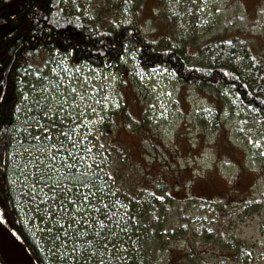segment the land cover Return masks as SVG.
Segmentation results:
<instances>
[{
    "label": "rangeland",
    "instance_id": "obj_1",
    "mask_svg": "<svg viewBox=\"0 0 264 264\" xmlns=\"http://www.w3.org/2000/svg\"><path fill=\"white\" fill-rule=\"evenodd\" d=\"M65 1L72 6L78 2L88 19L107 27L133 21L157 47L187 48L192 60L206 61L209 51L202 44L222 32L225 37L244 38L264 61V0ZM47 67L50 77L43 74L41 84L28 83L29 89L47 90L50 102L57 97L52 107L61 105L64 111L52 120L51 129L59 130L73 147L90 140V148L99 149L109 164L114 190L124 186L132 190L147 173L145 167H153V175L165 166L167 181L157 178V184L175 201L160 211L166 228L177 234L166 236L164 243L171 252L166 255L164 248L155 264L176 261L184 251L189 253L186 264H238L219 258L222 254H207L209 242L224 243L231 236L245 247L242 259L264 264V118L230 102V93L222 87L178 82L163 66L147 71L132 55L106 70L72 64L63 54ZM110 129L115 139L110 138ZM48 131L45 137L46 129L31 136L24 131L27 143L38 147L27 150L29 154L19 152L20 163L62 157L50 152L51 145L61 141ZM47 167L51 166L46 164L39 172ZM188 186L189 200L178 202ZM0 219L4 220L1 208Z\"/></svg>",
    "mask_w": 264,
    "mask_h": 264
},
{
    "label": "trees",
    "instance_id": "obj_2",
    "mask_svg": "<svg viewBox=\"0 0 264 264\" xmlns=\"http://www.w3.org/2000/svg\"><path fill=\"white\" fill-rule=\"evenodd\" d=\"M79 7L78 2L72 6V2L65 0H0L2 222L20 239L37 264H155V258L164 248L166 255L171 252V246L164 243L166 236L177 234L174 228H166L167 222L160 211L167 203L175 201L168 194L169 190L157 184V178L167 181L165 166L153 175L150 174L153 167H145L147 173L138 178L132 190L126 186L114 190L116 181L114 175L109 174V164L101 151L92 150L88 139L85 144L77 142L75 147L67 144L59 130L51 129L52 120L61 115L58 111L61 105L58 109L52 107L57 97L53 93L54 101L50 102L47 90L34 93L28 83L39 85L44 75L50 77L47 63L62 54L68 56L72 64L101 70L111 69L126 55H132L135 63L147 71L163 66L178 82L222 87L230 93V102L234 100L241 110L264 118V61L251 51L244 38L234 34L225 37L222 32L213 35L206 46L202 44V49L209 51L206 61L192 60L187 48L157 47L133 21L107 27L88 19ZM39 100L42 101L37 105ZM44 129L43 137L50 130L52 137L61 141H55V148L51 145L50 152L62 157L45 163L28 160V163H20L19 152L29 154L27 150L34 152L38 147L27 143L25 132L30 136L31 133L38 135ZM102 131L98 133L105 136ZM114 133L110 138L115 139ZM90 137L94 138V133ZM26 145L31 146L30 149ZM46 164L51 166L46 168L51 171L41 175L39 170ZM77 181L83 184L78 197L91 194L89 201L77 207L66 203L59 193L52 195L50 191L57 186L74 191ZM175 182V186H179L177 180ZM164 185L168 187L166 182ZM186 196H191L189 186L178 202L189 200ZM44 197H48L47 201ZM89 204L99 211L89 216ZM80 207L86 211L81 213ZM229 240L220 244L209 242L208 256L217 253L222 254L219 258L225 261L248 264L242 259L246 251L243 243L237 242L234 236ZM88 241H92L91 246ZM188 254L184 251L181 258L168 262L186 264ZM0 264H4L1 259Z\"/></svg>",
    "mask_w": 264,
    "mask_h": 264
},
{
    "label": "water",
    "instance_id": "obj_3",
    "mask_svg": "<svg viewBox=\"0 0 264 264\" xmlns=\"http://www.w3.org/2000/svg\"><path fill=\"white\" fill-rule=\"evenodd\" d=\"M2 21H0L1 23ZM19 241L18 246L9 245L11 241ZM0 259L4 264H37L20 239L16 238L14 233L3 224L0 219Z\"/></svg>",
    "mask_w": 264,
    "mask_h": 264
},
{
    "label": "snow or ice",
    "instance_id": "obj_4",
    "mask_svg": "<svg viewBox=\"0 0 264 264\" xmlns=\"http://www.w3.org/2000/svg\"><path fill=\"white\" fill-rule=\"evenodd\" d=\"M42 100H44V97H41ZM37 105L40 104V101H37L36 102ZM45 103H47V101L45 100ZM58 111H64L63 108H59ZM48 115V112H45V116ZM55 127V126H53ZM55 148V146H53ZM61 147H63V145H61ZM51 160H55L56 158L55 157H50ZM46 172L47 171H51V169H46L45 170ZM41 175H43V173H41ZM71 178V177H70ZM83 184H82V181H77L74 185H73V188H74V191H69L67 189H60L59 186L55 187V188H52L50 191L52 193V195H57V193H59L60 196H64V201L66 203H69L71 204L73 207H77L79 204H83V203H86L87 201H89L91 199V194H89L88 196H84L82 194L79 195L78 197V193H79V189L80 187H82ZM44 199L47 201L48 197H44ZM61 209L64 208V204L61 203L60 205ZM105 207H107V205H105ZM86 211V209L84 207H80V212L81 213H84ZM93 211H99L98 209H94L92 208V206L89 204L87 205V214L90 216L91 215V212ZM54 215V214H53ZM96 223L98 224H102L103 222L102 221H96ZM94 239H96V237H94ZM105 239H107V237H105ZM87 244L89 246L92 245V241H88ZM73 251H76V249H73ZM92 257H89V259H91ZM101 264H103V262H101Z\"/></svg>",
    "mask_w": 264,
    "mask_h": 264
},
{
    "label": "bare ground",
    "instance_id": "obj_5",
    "mask_svg": "<svg viewBox=\"0 0 264 264\" xmlns=\"http://www.w3.org/2000/svg\"><path fill=\"white\" fill-rule=\"evenodd\" d=\"M19 244H20V242L18 240L16 242L15 241L9 242V245L12 247L18 246Z\"/></svg>",
    "mask_w": 264,
    "mask_h": 264
}]
</instances>
